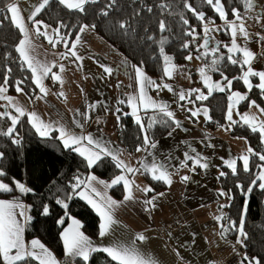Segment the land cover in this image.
<instances>
[{"label":"crops","instance_id":"0c3cea01","mask_svg":"<svg viewBox=\"0 0 264 264\" xmlns=\"http://www.w3.org/2000/svg\"><path fill=\"white\" fill-rule=\"evenodd\" d=\"M40 2L41 0H18L23 10L22 15L25 24L29 29V35L36 46L37 58L49 64L55 62L57 66L53 67L52 71L57 73H59V65L63 64L65 71L60 75L64 82L61 85L59 82L54 81L51 75L46 77L43 83L49 91L43 99L36 98L41 95L38 87V91L33 97L24 91L13 94L7 91L12 95V102L28 113H37L45 123H51L55 128L64 126L78 135L91 134L94 138L108 142L109 148L118 150L119 159L133 168H141V162L150 165L153 160H156L164 163L168 171L172 173L171 185L166 184L167 188L165 190L149 196V192L146 194L141 189L151 187L145 177V174H148L151 178L150 173L145 172L142 168L140 172L134 175L127 172L122 173L121 171L118 175L127 176L130 180H134L135 185L139 186L138 188L133 187L134 198L127 202H123L126 194L123 183L118 184L124 188L123 197L120 199L116 198L111 192L114 186L105 190L97 184L96 187L99 191H106L107 195L114 200L123 202L114 210V218L118 223L103 238L100 235L90 237L84 232L83 227L80 230L97 247L113 244L129 246L135 242L138 251L146 258L155 260L157 264H240L244 257L243 246L240 245V250H230L231 244L228 242L236 240L224 239L221 232L216 229V226H218L216 217H220V212L223 209L221 205H227L229 200L227 195H219L220 191L224 190L217 177L223 167H226L223 160L236 159L238 164L239 157L247 154L246 150L250 144L245 138L231 134L232 127L235 124L230 125L227 118L221 126L214 129L206 127V123L210 120V112L209 108L203 104L205 100L195 99L198 93H192L184 101H180L178 96L181 90L187 93L192 89H199L205 95L208 94V87L204 84L199 72V69L204 65L201 59L196 58L203 52V49L192 54V59L188 63L176 65L177 71L171 79L164 76V79L157 83L169 84L173 89L172 92L164 88L156 89L151 85L146 87L149 97L157 103L163 102L168 105V110L174 113L175 119L180 122L181 127L172 130L171 136L168 133L162 139L156 141L157 147L155 149L149 148L147 152L129 153L117 140L116 127L121 118L120 111L124 108H126L127 114L135 120V117L131 115L132 108L128 103V98L139 96L136 72L133 67L136 65L91 28L83 33H78L81 40L77 44L76 51L83 59L77 61L70 55L66 59L61 58L60 54L66 53L67 49L64 41L60 39L61 37L57 36L55 29L51 26L46 29L41 27V31H46L53 40L58 41L56 46L53 47L45 37L42 40L41 36L34 34V26L27 19L34 6H37ZM262 12H264V0H256V7L252 11H246L242 16V21H237V23H244L250 33L247 41L242 36H238V43L257 53L256 59L261 58L263 60L262 64L253 66L256 70H264V40L261 39L264 36V20L259 23L256 21V15ZM210 27L220 28L221 26L217 24ZM219 32L211 33L214 40L210 46H215L216 42H219ZM202 42L203 39L199 43L196 42V50ZM101 65L111 68V74L105 73L104 67ZM144 73L153 80L145 71ZM208 75L211 77V81H222V78L215 80L212 72H209ZM252 82L253 84L258 83V79L253 78ZM61 91L64 93L63 97L59 96ZM233 91L245 93L247 90L245 88L244 91ZM249 95L250 93H248ZM121 100L125 102L120 103ZM190 100L193 102H189ZM251 100H256L261 107H264V99L257 100L252 97ZM0 105H7L8 108L14 111L7 100H0ZM89 105H95V108L90 109ZM4 107L6 110V106ZM204 108L208 110L209 118H205L203 115L202 110ZM189 109L192 111L201 109V112L193 117ZM237 109L240 114L249 111V107L241 109L240 105ZM77 110L80 113H87L90 119L86 120L83 116H77ZM150 111L159 112V110L152 109L147 112ZM144 113L146 112L141 109L138 114L142 117ZM14 114H16L15 111ZM256 116L259 119L264 118L260 113ZM74 117L83 124V128L77 127L73 123ZM117 117H119V120ZM21 118H27V116ZM236 121L243 124L241 116H238ZM34 131L36 132L35 129ZM51 137L60 140L58 131H52L47 138ZM209 145H214V147ZM192 149H195V152ZM186 152L192 156L198 153L206 157L209 167L204 169L196 166L193 171L192 161H188V167H181L180 164L184 160ZM182 176H188L190 179L182 181ZM115 177L111 179L97 178L111 182ZM160 193H163V195H159ZM153 196H156V200L153 202L154 207L143 203V201L151 199ZM84 201L88 204L86 200ZM20 202L27 206L26 202ZM88 205L92 208L90 204ZM93 211L97 214L94 209ZM27 215H29V212H27ZM62 218L64 219L63 231L75 217L64 215ZM20 219L23 221V218ZM204 226L209 229L211 226L215 228L211 234L212 237L214 236L213 238L203 236L202 227ZM198 231H200L199 234ZM139 233L144 234L147 239L143 242L136 241L135 238ZM25 239L30 241L33 238L30 239L25 236ZM44 245L62 264V259L60 260L50 247ZM63 259L73 262L76 258L65 255Z\"/></svg>","mask_w":264,"mask_h":264},{"label":"trees","instance_id":"16d2710c","mask_svg":"<svg viewBox=\"0 0 264 264\" xmlns=\"http://www.w3.org/2000/svg\"><path fill=\"white\" fill-rule=\"evenodd\" d=\"M225 11L228 13V19L234 20L232 9L239 10L240 15L246 13L243 0H222ZM197 11L205 13V20L212 19L214 24L220 25L219 43L220 52L225 57L228 55L225 44L230 43V33L225 30L224 21L221 20L213 9L205 3V0H187ZM111 0H98L97 3L85 5V11L79 12L70 10L59 3V0H49V4L37 15L36 19L43 21V24L59 30L58 37H63L69 46L75 40L82 25H89L96 34L104 38L121 52L134 65L142 69L156 82L164 79L163 58L160 56V41L166 39L163 45L165 53L173 57L175 65L188 63L185 59L189 54L199 52L195 48L183 45L193 38L186 35L191 29H195L199 43L203 39V24L196 16L186 8L185 0H116L115 4ZM3 4L0 3V9ZM148 8L152 11L149 12ZM101 10L108 11V16L101 14ZM10 14H0V84H3L4 78L8 77V92L16 93V82L23 81L20 85L23 91L33 97L37 91V86L33 83L32 74L27 67H21L19 53L15 51L16 45L22 35L19 30L5 16ZM188 24L184 23V20ZM127 22V31L119 28V22ZM160 21H163L166 29L160 30ZM95 25V28L91 26ZM151 37V39H149ZM44 40V37L41 36ZM202 64L211 63L212 56L207 59L201 58ZM8 69H11L9 72ZM220 70L230 79L233 76H239L241 69L226 62L220 65ZM214 79L221 77L220 71L212 72ZM233 90H245V86L240 81H234ZM228 92L214 91L208 99L203 101L209 108L210 120L206 127L214 129L226 122V113L228 108ZM261 100L258 89L253 88L248 96ZM241 109L248 108V101L240 104ZM120 111L121 118L116 127L117 140L129 153L136 152L138 145H143V135L140 126L125 111ZM0 112H7L3 105H0ZM155 117L157 121H168L165 123H156L153 128L148 129L150 139L156 142L166 136L175 128L169 118L163 113L150 111L144 113L141 117L145 127L149 119ZM10 126V120L0 118V130H6ZM17 133L21 143L19 145L11 142V137L0 136V152L4 156L0 158V169L6 175L0 177V181L14 187V181L23 183L26 187L33 189L32 192L22 194L18 190L12 193H0V199L19 198V201L26 202L30 206L29 215L32 217L30 223L25 229L27 238H37L50 247L56 256L61 260L65 257L63 242L61 240V231L63 225L58 221L65 215L75 217L82 223L84 232L90 237L99 235V216L93 209L78 195L71 194L70 181L73 177L80 175L86 178L89 174L102 179H111L120 174L121 169L116 167V162L110 157H105L92 168H88L86 162L78 153L64 148L63 143L55 137L47 138L39 136L27 118H20L17 125ZM231 134L237 137L245 138L254 152L264 153V145L260 143L258 133H253L242 123H236L231 130ZM264 164L257 156H250V171L243 170L242 161H238L237 175L233 176L231 170L223 167L222 171L227 173L225 177H220L219 182L223 190L231 199L220 212L221 234L226 240H237L238 231L232 227L235 222L237 227L243 216L244 231L248 238L244 241V256L249 258L258 257L261 264H264V190L251 185L260 172L259 165ZM146 179L150 183L153 191L149 196L159 193L167 188L166 183L157 181L148 174ZM240 185L241 187H237ZM252 186L253 191L247 193V188ZM78 189L77 191H79ZM112 194L120 199L123 197L124 188L122 185L114 186L111 189ZM57 199L65 200L68 208L65 210L56 203ZM245 204H247L246 214L244 213ZM43 205L49 207V214L42 215ZM67 218V217H66ZM227 229V231H225ZM244 258V257H243ZM72 264H84L82 260L76 258ZM88 264H114L106 253L95 252L92 254Z\"/></svg>","mask_w":264,"mask_h":264},{"label":"snow or ice","instance_id":"6c2138e0","mask_svg":"<svg viewBox=\"0 0 264 264\" xmlns=\"http://www.w3.org/2000/svg\"><path fill=\"white\" fill-rule=\"evenodd\" d=\"M98 0H59L61 5H64L66 8L70 10H76L79 12L85 11V5L89 3H97ZM116 0H111V4H115ZM244 7L246 11H252L256 7V0H243ZM0 3L3 4V8L0 9V14L8 13L10 15L5 16L6 19H10L11 23L19 30L22 35V38L19 40L16 45L15 51L19 53L21 67H27L32 74L33 83L39 88V92L41 95L37 96V99H43L48 95V89L44 86V79L51 75V78L59 82L63 85V79L60 73L65 71L64 65H59V73L53 72V67L57 65L55 62L49 64L47 62H42L37 58L36 54V46L33 44V41L29 35V29L25 24L24 17L22 15V8L20 7L18 0H0ZM205 3L209 5L213 11L218 15V17L224 21L225 30L229 31L231 36L230 44H225L223 47L226 49L228 55L225 57L224 55L218 53L220 52L221 44L216 42L215 46H210L214 37L211 36L212 32L220 31L219 27H210L215 23L214 20L208 19L205 20V13L202 11H197V9L193 8L191 4L187 3L185 0V7L191 11L198 20H200L203 24V43L199 45V48L203 49V52L200 53L196 58L197 59H207L209 55L212 56L211 63L201 67L199 69L200 75L203 79L204 84L208 87V94L205 95L199 89H192L189 92L185 93L181 90L178 94L179 100L184 101L188 99L192 93H198L195 97L196 100H206L208 96L212 94L213 91L219 92H228V108L226 113V118L231 124H236L237 121L233 120V111L237 109L241 102L248 101L249 108H256L261 116H264V107H261L256 100H249L248 93H250L253 88L259 90L261 94V98L264 99V70H256L253 68V61L257 57V53L253 52L247 46H242L238 43V36H242L245 41H247L250 37V33L245 27L244 23H237V21H242L243 17L240 15L238 9H232V15L234 20L228 19V13L225 11V6L222 0H205ZM49 4V0H41V2L34 6L33 10L28 15L27 19L32 22L34 26V34L36 36L45 37L53 47L56 46L58 41L53 40L51 36L48 35L46 31H41V27L47 28L48 25L43 24V21L37 20V15ZM111 4L107 7H111ZM148 11L151 12L152 9L148 8ZM101 14L104 16H108V11L101 10ZM264 20V12L258 13L256 15L257 23ZM185 24H188V21L184 20ZM160 30L165 31L166 26L163 21H160ZM95 28V25L91 26ZM89 28V25H82L79 29L80 33H83ZM119 28L127 31V22L121 21L119 22ZM59 32V30H54ZM186 35L191 36L193 39L197 38L196 30L193 28ZM61 40L64 38L61 37ZM151 39V37H149ZM264 40V36L261 37ZM81 37L77 35L75 37V42L70 46L67 41H64L65 47L67 49L66 53H61V58H68L70 55L74 57L75 60L80 61L83 58L77 54L76 47L77 44L80 43ZM166 39H162L160 41V56L163 58V73L164 76L171 79L174 73L177 71V66L173 63V57L167 55L165 53L163 45L166 43ZM183 47L187 49L189 44L186 42ZM187 60L192 59V55L189 54L185 57ZM226 60L227 63L236 66L241 69V74L239 76H233L231 79L224 74L223 71L220 70V65ZM104 67L103 65H101ZM136 72V80L139 88V96H130L128 98V103L132 108L131 115L135 117L136 123L140 126L141 131L144 133L143 135V145H138L136 147V151H145L147 152L149 148L155 149L157 147V143L153 142L150 139V135L148 129L153 128L154 124L160 122L167 124L168 121H157L155 117L149 119L147 126L143 123L140 115L138 114L141 109L147 112L149 109L159 110L160 113H163L164 116L169 118L172 123L175 125V128H180L181 124L178 120L175 119V115L172 111L168 110V105L166 103L160 102L157 103L151 97L147 95L146 87L154 86L156 89H167L169 92H172V87L167 84H157L155 81L151 80L144 73L142 67L133 66ZM10 72L11 69H8ZM105 73L111 74L112 69L109 67H104ZM220 71V75L222 77V81H211V77L208 75L209 72ZM253 78L258 79V83L253 84ZM234 81H240L246 88L245 93H241L240 91H233V83ZM8 77L4 78L3 84H0V100H7L9 102V106L12 107L16 114H12L11 112H0V118H7L10 120V126L7 127L6 130H0V136L11 137V142L13 144L19 145L21 140L19 138V134L17 133V125L20 123V118L27 116L28 122L32 125V127L36 130V132L41 137H48L52 131L59 132V138L63 143L64 148L69 149L75 153H78L79 156L83 158L86 162L88 168H92L94 165H97L98 162L102 161L105 157H111L113 161L116 162V167L121 169L122 173L127 172L128 174L134 175L137 172L141 171V168L151 174V178L157 181H163L164 183L171 185L172 179L170 173L164 163L157 162L153 160L151 164L141 162V168H133L130 165L126 164L123 160L119 159L117 152L118 150H113L108 147V142H104L101 139L94 138L91 134L83 135L76 134L72 131H69L64 126H60L59 128H55L51 123H45L35 112L28 113L19 105L14 104L13 98L7 96L6 93L8 91ZM23 81L16 82V91L18 93L23 92V88L20 86ZM59 96L63 97L64 93L61 91ZM125 101L121 100L120 103H124ZM193 102V101H189ZM90 109H94L95 105H89ZM191 116L195 117L200 112L201 109H197L196 111H192ZM203 115L205 118L208 117V110L204 108ZM241 120L243 121V125L247 126L251 132L258 133L260 143L264 145V120L259 119L258 116L254 114L244 113L240 114ZM77 116H83L86 120L90 119L87 113H80L77 110ZM119 120V117H117ZM73 123L76 124L77 127L83 128V124L80 123L76 117L73 118ZM173 128V131L175 130ZM171 132H169V136H171ZM214 147V145H209ZM195 152V149H192ZM247 154L239 157V160L242 161L243 170L245 172L250 171L249 163L250 156L255 155L258 159L264 162V153L254 152L251 146H249L246 150ZM151 154V153H149ZM185 158L181 161V167H188V161H192L193 167L192 170H195L196 166L207 169L209 167V163L206 157L201 156L200 154H196L195 156L189 155L187 152L184 154ZM4 156L3 152H0V158ZM223 159V158H222ZM223 164L231 170V174L233 176L237 175V160L236 159H226L223 160ZM260 172L257 174L255 179L251 181L252 186H256L257 182L258 187L261 190H264V164L259 165ZM6 173L0 169V177L5 176ZM227 173L221 171L219 173L220 177H225ZM190 178L188 176H182V181H188ZM123 183L126 194L124 195L123 202L133 200V187H139L135 185L134 180H130L127 176L121 174L116 176L111 182H107L101 179H98L95 175L89 174L86 178H82L80 175H76L73 177V180L70 181L71 194L68 195L67 199L71 200L73 195H78L81 199H84L92 206V208L97 212L100 217V225H99V235L100 237L107 236L113 229V226L118 223V221L114 218V210L120 206L123 202H118L114 200L111 196L107 195L106 191L101 192L97 189L96 185H101L105 190L111 188L115 185ZM250 186L247 188V193H251L253 191V187ZM237 187H241L237 185ZM18 190L22 194H27L33 191V189L26 187L23 183L19 181H14V187L10 186L3 181H0V193H12L13 191ZM80 189V191H77ZM146 194L148 192H152L153 189L151 187H145L141 189ZM159 195H163L160 193ZM220 196L228 195L224 191H220ZM229 199L231 197L229 196ZM156 200V196H153L151 199L143 201L146 205H154V201ZM56 203L60 205L62 208L67 210L68 203L65 200L57 199ZM226 205H221V208ZM30 206H26L19 201V198L14 199H0V264H60V262L56 259L54 254L39 240L33 238L30 241L25 239V229L28 223L31 222L32 217L27 215ZM247 204H245L244 213L246 214ZM49 214V207L47 205H43L42 215L47 216ZM67 215V212H65ZM23 218V221L20 219ZM217 220L221 219V217H216ZM59 224H64V219L61 218L58 221ZM82 225L79 220L73 218L71 224L65 228L60 236L63 242L64 253L66 256L70 258H79L84 262V264H88L90 258L95 252L106 253L108 257L111 258V261L114 264H157L155 260L150 258H146L143 256L137 249L135 242L130 244L129 246H124L122 244H113L105 247H97L94 246L92 241L88 236H86L80 229ZM232 227L238 231V236L236 243L241 246L244 245V241L247 240L248 235L244 231V219L243 216L240 220L239 226L232 222ZM227 231V229H225ZM136 241H145L147 237L139 233L136 236ZM240 264H261V260L258 257L249 258L247 254H245L243 260H241Z\"/></svg>","mask_w":264,"mask_h":264},{"label":"rangeland","instance_id":"374dc122","mask_svg":"<svg viewBox=\"0 0 264 264\" xmlns=\"http://www.w3.org/2000/svg\"><path fill=\"white\" fill-rule=\"evenodd\" d=\"M197 50L198 51H201L202 48H199V46H198V49ZM6 95L7 96H10V97L12 96L8 92L6 93ZM4 106H6V111L7 112H11L12 114H14V111L12 109L8 108L7 105H3V107ZM237 113H240L239 110L238 109H234V111H233V120H235V121L238 119V116H240ZM247 113L254 114V115H257L258 114L259 115L258 110L256 108H254V107L253 108H249V111ZM261 120H264V118H261ZM217 222H218V226H216V229H218V231L221 232V230H220V228H221L220 220H217ZM202 228H203V236L204 237H212L211 234H212V231L215 230L214 227L211 226V228L209 229L207 226H204ZM199 232L200 231H198V234H199ZM228 243L231 244V248H229L230 250H233V249H239L240 250L241 249L240 244H237L236 241H229Z\"/></svg>","mask_w":264,"mask_h":264},{"label":"built area","instance_id":"2783aa9c","mask_svg":"<svg viewBox=\"0 0 264 264\" xmlns=\"http://www.w3.org/2000/svg\"><path fill=\"white\" fill-rule=\"evenodd\" d=\"M195 46H196V40L193 39V40L190 41L189 47L191 49H193V48H195ZM262 61L263 60L261 58H258V59L253 61L252 66H258V65L262 64ZM192 71H194V70H192ZM61 263L62 264H72V261H70L68 259H62Z\"/></svg>","mask_w":264,"mask_h":264}]
</instances>
